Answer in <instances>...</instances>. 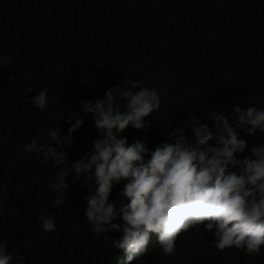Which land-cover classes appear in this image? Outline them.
Returning <instances> with one entry per match:
<instances>
[{
    "label": "trees",
    "instance_id": "obj_1",
    "mask_svg": "<svg viewBox=\"0 0 264 264\" xmlns=\"http://www.w3.org/2000/svg\"><path fill=\"white\" fill-rule=\"evenodd\" d=\"M142 7L153 20L164 9L165 21L179 24L185 22L183 15L199 14L198 28H186L191 37L186 51L174 52L168 43L163 47V35L141 23ZM138 32L143 33L144 56L152 49L154 53L147 60L131 50L135 56L128 61L122 40ZM2 54L13 59L0 68V199L31 196L33 203L23 214L19 231H0V243L22 262L49 247L55 249L70 232L79 231L85 241L94 236L83 216L85 186L68 182L65 204L47 209L38 200V189L53 200L50 182L60 166L23 149L42 127L67 134L63 118L73 111L84 82L97 91L124 79L156 89L161 97L158 124L150 123L146 131L165 137L173 127L189 128L193 116L211 125L212 119L204 114L223 112L233 123L234 105L264 108V0H0ZM40 87L48 88L51 103L35 113L30 97ZM176 118L181 119L179 126L173 125ZM93 128L88 120L73 133L74 145L63 149L69 162L76 159L72 154L76 149L80 155L90 149ZM46 139L41 136L40 142ZM42 214L59 218L55 232L39 229L37 217ZM191 237L202 241L204 233L185 232L182 242ZM192 246L198 248L197 243ZM222 252L226 259L221 264L252 262L234 247ZM214 253L210 249L190 257L176 250L166 264H217ZM256 255V264H263L264 248ZM163 261L151 253L137 264Z\"/></svg>",
    "mask_w": 264,
    "mask_h": 264
},
{
    "label": "clouds",
    "instance_id": "obj_2",
    "mask_svg": "<svg viewBox=\"0 0 264 264\" xmlns=\"http://www.w3.org/2000/svg\"><path fill=\"white\" fill-rule=\"evenodd\" d=\"M164 15L163 9L153 20L146 7L138 12L147 29L163 35V47L168 43L174 52L186 51L191 42L186 28H198L199 14L183 15L182 24L165 21ZM141 37L138 32L122 40L126 60L135 56L131 50L147 60L153 55L152 49L144 56ZM12 59L0 55V68ZM33 94L35 113L44 112L51 103L48 88ZM160 105L159 93L145 82L124 79L101 91L84 82L73 111L63 118L67 134L42 127L23 149L60 166L50 182L53 200L38 189V200L47 209L65 204L68 182L85 186L83 216L94 236L85 241L79 231L70 232L55 249H44L24 262L0 243V264H137L151 253L166 264L176 250L192 257L210 249L213 261L221 264L214 258L232 247L256 264V254L264 248V140L258 139L264 136V108L234 105L233 123L223 112L204 114L211 125L193 116L189 128L173 127L165 137L146 131L150 123L158 124ZM88 120L95 127L91 147L83 155L73 147L76 159L69 162L63 149L74 145L73 133ZM180 124L176 118L173 125ZM41 136L47 139L40 142ZM32 203L31 196L0 199V231H19ZM37 219L43 233L55 232L60 221L51 214ZM191 230H202L204 239L182 242Z\"/></svg>",
    "mask_w": 264,
    "mask_h": 264
},
{
    "label": "rangeland",
    "instance_id": "obj_3",
    "mask_svg": "<svg viewBox=\"0 0 264 264\" xmlns=\"http://www.w3.org/2000/svg\"><path fill=\"white\" fill-rule=\"evenodd\" d=\"M214 260L217 261V262H219V263H223L225 261V257L222 254H218L214 258Z\"/></svg>",
    "mask_w": 264,
    "mask_h": 264
}]
</instances>
